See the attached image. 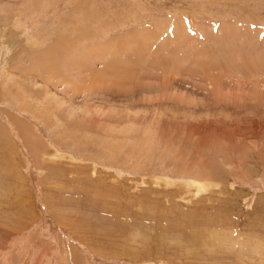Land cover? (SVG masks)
<instances>
[{
	"label": "rangeland",
	"instance_id": "1",
	"mask_svg": "<svg viewBox=\"0 0 264 264\" xmlns=\"http://www.w3.org/2000/svg\"><path fill=\"white\" fill-rule=\"evenodd\" d=\"M0 264H264V0H0Z\"/></svg>",
	"mask_w": 264,
	"mask_h": 264
},
{
	"label": "bare ground",
	"instance_id": "2",
	"mask_svg": "<svg viewBox=\"0 0 264 264\" xmlns=\"http://www.w3.org/2000/svg\"><path fill=\"white\" fill-rule=\"evenodd\" d=\"M259 250V249H258Z\"/></svg>",
	"mask_w": 264,
	"mask_h": 264
}]
</instances>
